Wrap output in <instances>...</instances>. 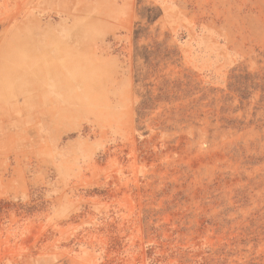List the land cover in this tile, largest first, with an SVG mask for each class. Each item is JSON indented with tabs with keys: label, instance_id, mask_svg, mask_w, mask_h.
<instances>
[{
	"label": "rangeland",
	"instance_id": "rangeland-1",
	"mask_svg": "<svg viewBox=\"0 0 264 264\" xmlns=\"http://www.w3.org/2000/svg\"><path fill=\"white\" fill-rule=\"evenodd\" d=\"M0 264H264V0H0Z\"/></svg>",
	"mask_w": 264,
	"mask_h": 264
}]
</instances>
